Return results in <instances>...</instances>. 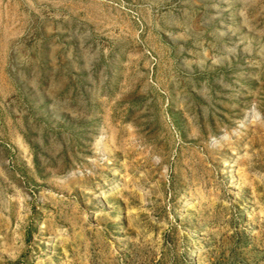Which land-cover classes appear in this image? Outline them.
Segmentation results:
<instances>
[{
  "label": "rangeland",
  "instance_id": "rangeland-1",
  "mask_svg": "<svg viewBox=\"0 0 264 264\" xmlns=\"http://www.w3.org/2000/svg\"><path fill=\"white\" fill-rule=\"evenodd\" d=\"M0 264H264V0H0Z\"/></svg>",
  "mask_w": 264,
  "mask_h": 264
},
{
  "label": "bare ground",
  "instance_id": "bare-ground-1",
  "mask_svg": "<svg viewBox=\"0 0 264 264\" xmlns=\"http://www.w3.org/2000/svg\"><path fill=\"white\" fill-rule=\"evenodd\" d=\"M207 129V128H206ZM211 135V134H210Z\"/></svg>",
  "mask_w": 264,
  "mask_h": 264
}]
</instances>
